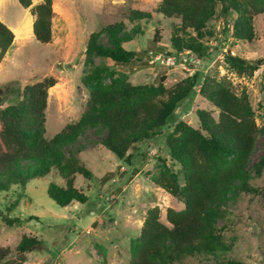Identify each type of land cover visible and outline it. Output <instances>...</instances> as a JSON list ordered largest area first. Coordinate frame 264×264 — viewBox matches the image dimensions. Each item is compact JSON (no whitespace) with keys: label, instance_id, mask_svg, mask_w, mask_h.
<instances>
[{"label":"trees","instance_id":"obj_1","mask_svg":"<svg viewBox=\"0 0 264 264\" xmlns=\"http://www.w3.org/2000/svg\"><path fill=\"white\" fill-rule=\"evenodd\" d=\"M19 1L24 8L32 4V0ZM219 4L224 16L237 15L236 37L251 39L257 8L250 0H162L151 11L131 10L128 23H110L91 34L86 53L90 57L111 59L119 65L136 61L147 65L154 56L164 52L201 59L208 55L209 40L203 39L214 36L207 26L217 14ZM33 13L36 38L42 43L51 42L53 0L35 5ZM159 15L171 20V34L166 36L164 29L157 25L147 50L128 48L135 36L143 33L144 26ZM130 23L136 24L131 27ZM103 34L108 36L107 43L101 40ZM14 38L13 30L0 19V63L13 47ZM165 40L170 42L169 46L163 44ZM227 60L239 74L251 73L264 62L263 58L247 60L231 55L230 51ZM86 79L89 94L81 117L67 123L51 138L47 137L46 109L48 89L58 82L57 78L48 76L24 87L18 83L0 86V192L13 188L21 191L11 201L10 209L19 203L30 182L51 176L64 181L60 184L50 179L47 188L48 197L57 205L67 207L88 202L84 190L75 186V177L79 174L89 180L93 172L72 152L67 155L64 151L87 128H105L103 144L131 166L133 154L129 151L161 135L164 127L174 122L166 144L179 170L164 165L152 180L182 200L185 206L179 210L169 208L168 223L161 220L158 206L148 209L140 233L132 241L128 264H182L188 257L226 249L224 231L217 227L218 206L242 192L254 195L258 192L245 169L263 132L256 123L249 94L245 90L238 94L226 80L210 74L201 76L198 72L173 85L165 82L166 76L158 84H134L123 75L116 76L110 66L103 64L92 69ZM106 79L111 82L106 84ZM197 85L201 86V95L219 110L215 116L213 110L198 109L199 127L176 120L179 107ZM7 101L10 102L5 105ZM261 165H264V156L257 165L258 171ZM0 217L8 225L21 222V218L10 217L1 210ZM41 244L42 240L36 236L24 235L16 250L24 254ZM9 253L8 247L0 248V261Z\"/></svg>","mask_w":264,"mask_h":264},{"label":"rangeland","instance_id":"obj_2","mask_svg":"<svg viewBox=\"0 0 264 264\" xmlns=\"http://www.w3.org/2000/svg\"><path fill=\"white\" fill-rule=\"evenodd\" d=\"M161 1L53 0L52 40L42 43L34 32L36 15L33 7L43 0H32L27 8L19 0H0V19L13 32L18 28L25 29L27 23L31 28L19 38L14 33L13 47L0 63V86L18 83L24 87L48 76L57 78L58 82L48 89V138L81 117L89 94L86 76L103 64L110 66L116 76L123 75L134 84H158L161 77L166 76L165 82L173 85L198 72L201 76L210 74L226 80L238 94L245 90L255 110L256 123L263 128L245 168L258 192L256 195L242 192L218 206L217 227L224 231L226 249L188 257L182 264L220 261L264 264V165L260 171L257 166L264 156V62L251 73L239 74L227 60L229 51L231 55L247 60L264 59V0H250L257 12L253 21L254 35L246 40L235 35L237 15L224 16L219 4L217 14L207 26L214 36L203 39L209 40L208 55L201 59L164 52L154 56L147 65L140 61L119 65L111 59L90 57L86 53L91 34L110 23H128L131 10L151 11ZM158 20L161 21L158 23ZM135 24L129 25L134 27ZM157 25L164 29L166 36L171 34V20L159 15L143 25V33L136 35L127 47L140 52L147 50ZM101 40L107 43L108 36L103 34ZM163 44L169 46L170 42L165 40ZM110 82V79L105 80L106 84ZM200 87L195 86L179 107L176 120L199 127L198 109L213 110L214 115H218V108L201 95ZM174 126L171 122L161 135L131 149V166L103 144L107 134L105 128L89 127L81 133L78 141L64 151L67 155L72 152L93 172L89 180L79 174L75 177V186L89 197L85 204L61 207L48 197L50 179L64 184L58 176L30 182L12 209L9 205L21 191L13 188L0 192V210L10 217L21 218L20 223L8 225L0 217V248L10 249L0 264H128L132 241L139 235L148 209L158 206L161 220L168 223V209L179 210L185 206L182 200L152 180L164 165L179 170L166 144V136ZM179 178L183 183L182 176ZM24 235L36 236L42 240L41 246L20 254L16 246Z\"/></svg>","mask_w":264,"mask_h":264},{"label":"bare ground","instance_id":"obj_3","mask_svg":"<svg viewBox=\"0 0 264 264\" xmlns=\"http://www.w3.org/2000/svg\"><path fill=\"white\" fill-rule=\"evenodd\" d=\"M22 28H18L17 30H14V33L16 34V37L19 38V37H21V34L28 33V32L31 31V28L29 26V23L26 24L25 29H22ZM23 30H25V31H23Z\"/></svg>","mask_w":264,"mask_h":264},{"label":"built area","instance_id":"obj_4","mask_svg":"<svg viewBox=\"0 0 264 264\" xmlns=\"http://www.w3.org/2000/svg\"><path fill=\"white\" fill-rule=\"evenodd\" d=\"M192 59L194 58V57H191Z\"/></svg>","mask_w":264,"mask_h":264}]
</instances>
